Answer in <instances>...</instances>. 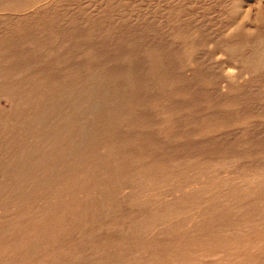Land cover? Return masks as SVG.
Segmentation results:
<instances>
[{"label": "rangeland", "instance_id": "obj_1", "mask_svg": "<svg viewBox=\"0 0 264 264\" xmlns=\"http://www.w3.org/2000/svg\"><path fill=\"white\" fill-rule=\"evenodd\" d=\"M105 71L138 77L136 125H113L123 152L88 179L46 126L98 117L90 94L2 116L13 80ZM263 98L264 0H0V264H264ZM76 177L113 192H76Z\"/></svg>", "mask_w": 264, "mask_h": 264}, {"label": "bare ground", "instance_id": "obj_2", "mask_svg": "<svg viewBox=\"0 0 264 264\" xmlns=\"http://www.w3.org/2000/svg\"><path fill=\"white\" fill-rule=\"evenodd\" d=\"M24 1V0H23ZM239 1V0H238ZM251 21V20H250ZM253 44V43H251ZM3 48V46H2ZM5 50V49H4ZM160 52V51H159ZM10 55V54H9ZM250 55V54H249ZM7 56V55H6ZM17 70V69H16ZM97 71V70H96ZM77 72V71H76ZM112 72V71H110ZM110 72H104V73H86V74H80V73H74L72 76H69V79H63L60 84H50L48 82H40L38 87L31 88V86L28 85V83L23 82H17L18 80H13L11 83H9V86H7V89H5V96H11L15 101V106H13V109L9 111V114H3V118L8 120L9 123H13L12 121L16 118V116L19 114L24 116L26 115V112L29 108L32 107V103L35 96L41 95L46 97H51L53 94H56V96H59V100L62 101L61 110H67L70 109H77L76 103L81 99L83 96H87V94H90L89 97V104L84 107L85 110L91 109L95 111H100L101 113L98 115V117H88V121L84 120L81 121L79 118H74L73 120H70L69 117L63 118V121L60 124L55 125L54 127H50L49 125H52L54 121L48 122L47 128L51 129V132L55 134H65L69 135L71 138V143L73 145V148H71V162L75 165V171L77 173V177H81V179H88L89 174L92 173L95 169H98L99 167H108L110 163H115L116 158H118L119 155L123 152L119 146L120 141L122 138H115L114 136H111V133L113 132L112 129L114 128L113 125H121L122 127L130 128L132 126L135 127V122L132 119V112L133 110L130 108V105H132V99L124 97V93L127 91L128 88L135 89L137 86V81L139 80L137 76H133V74L129 73H110ZM29 76V75H28ZM47 77V76H46ZM53 77V76H52ZM67 78V77H66ZM76 79L75 81L70 80ZM32 79V78H31ZM30 81V80H29ZM60 81V80H59ZM251 82V81H250ZM252 83V82H251ZM52 85V86H50ZM254 85V84H253ZM21 86V90H17L15 92V88L18 89V87ZM248 87V85H247ZM6 88V87H5ZM37 89L36 95L34 92ZM247 89V88H246ZM254 89V88H253ZM87 93V94H86ZM253 97V95L251 96ZM255 97V96H254ZM264 99V98H263ZM72 100H74L72 102ZM255 100V99H254ZM40 101V100H39ZM51 101V100H50ZM76 101V102H75ZM260 101V100H259ZM249 102V101H248ZM40 103V102H39ZM51 103V102H50ZM251 103V101H250ZM34 104V103H33ZM41 104V103H40ZM36 105V104H35ZM34 105V106H35ZM52 105V104H51ZM250 105V104H249ZM6 110V109H5ZM246 110V109H245ZM53 111V110H52ZM251 111V110H250ZM48 112V111H47ZM264 112V111H263ZM87 113V112H86ZM89 114V113H88ZM249 113L248 115H250ZM78 115V114H76ZM92 115V114H91ZM47 117V116H46ZM59 117V116H58ZM3 119V120H4ZM21 119V118H20ZM55 119V118H54ZM52 119V120H54ZM87 119V118H86ZM18 120V119H17ZM45 120V119H44ZM50 120V119H49ZM48 121V120H47ZM57 123V122H56ZM218 123V122H217ZM4 124V122H3ZM46 124V123H45ZM78 127H72L74 125H77ZM71 126V127H70ZM50 127V128H49ZM250 130V129H249ZM43 133V132H42ZM94 133H104L105 135L101 136V139L95 143L93 142V138L90 141V146L87 145L84 141V136L89 134V137H94ZM253 133V132H252ZM142 135V134H141ZM251 135V134H250ZM255 135V134H254ZM63 136V135H62ZM252 136V135H251ZM254 137V136H253ZM253 139V138H251ZM50 140V139H49ZM63 140V139H62ZM69 140V139H68ZM55 141V140H54ZM61 141V140H60ZM248 141V140H247ZM250 142V141H249ZM262 142V141H261ZM70 142H68L69 144ZM65 144V143H64ZM67 144V145H68ZM63 145V143H62ZM83 145H85L87 148H91L90 153L86 154L83 148ZM25 146V145H24ZM49 147V146H48ZM52 147V146H51ZM124 148V147H122ZM138 148V147H137ZM25 149V148H24ZM23 149V150H24ZM87 150V149H86ZM228 150V149H227ZM136 151V150H135ZM147 151V150H146ZM150 151V150H149ZM26 152V151H25ZM138 152V150H137ZM228 152V151H227ZM15 153V152H14ZM70 153V152H69ZM229 153V152H228ZM28 154V153H27ZM30 154V153H29ZM28 154V155H29ZM5 156V155H4ZM15 156V155H14ZM23 156V155H21ZM51 156V155H50ZM161 156V155H160ZM182 156V155H181ZM68 157V156H67ZM22 158V157H21ZM73 158V159H72ZM113 158L109 161V159ZM120 158V157H119ZM198 158V157H197ZM70 159V158H69ZM124 159V158H123ZM50 160V159H49ZM52 160V159H51ZM57 160V159H55ZM63 160V159H62ZM120 160V159H119ZM146 160V159H145ZM21 161V160H20ZM18 162V161H17ZM54 162V161H52ZM58 162V161H57ZM110 162V163H109ZM59 163V162H58ZM135 163V161H134ZM4 164V163H3ZM79 164V166H78ZM59 165V164H58ZM66 165V164H65ZM64 165V166H65ZM71 165V164H70ZM116 165V164H115ZM155 165V164H154ZM7 169H11L10 164L8 165ZM20 166V165H19ZM18 166V167H19ZM57 166V165H56ZM81 166V167H80ZM16 167V166H15ZM14 167V168H15ZM24 167V166H23ZM55 167V166H54ZM63 167V166H62ZM61 167V168H62ZM17 168V167H16ZM100 169V168H99ZM118 169V168H117ZM116 169V171H117ZM143 166L140 165L138 168H136V171L138 173L137 177L131 178V176L122 175V180L124 184H121L119 188L121 192H124L126 195L127 192L124 190L125 188L130 187V182L127 183L129 180H138L137 183H139L141 180L140 178H143L144 174ZM119 170V169H118ZM132 170V169H131ZM155 170V169H154ZM18 171V170H17ZM115 171V172H116ZM126 171V170H125ZM141 171V172H140ZM102 172V170H101ZM1 173H2V167H1ZM0 173V175H1ZM19 173V172H18ZM69 173V172H68ZM124 173V172H123ZM162 173V171H161ZM4 174V171H3ZM71 174V170H70ZM74 174V173H73ZM117 174V173H116ZM251 174V173H250ZM68 175V174H67ZM98 175V174H97ZM146 175V174H145ZM149 176V175H148ZM76 177V183L77 189L76 192L84 193L87 190L89 192L96 194V196L99 197V201L101 199L105 198V195H108L114 188L111 187L110 184H106L104 186H100L97 191L94 189H90V186L84 185V182H78L79 180ZM102 177V176H101ZM108 177V176H107ZM106 177V179H107ZM119 177V176H118ZM117 177V178H118ZM130 177V178H128ZM19 178V177H18ZM252 178V177H251ZM250 178H247L249 180ZM52 180V179H51ZM64 180V179H63ZM92 180V179H91ZM116 180V179H115ZM132 180V181H133ZM151 180V179H150ZM149 180V181H150ZM48 181V180H47ZM46 181V182H47ZM73 181V180H72ZM82 181V180H81ZM95 181V180H94ZM154 181V180H153ZM152 181V182H153ZM67 182V181H66ZM71 182V181H70ZM228 182V181H227ZM2 183V182H1ZM141 183V182H140ZM150 183V182H149ZM224 183V182H223ZM146 184V183H144ZM151 184V183H150ZM234 184V183H233ZM243 184V183H242ZM67 186V185H66ZM215 186V185H214ZM223 186V185H222ZM1 187V186H0ZM94 187H96L94 185ZM216 187V186H215ZM6 188V187H5ZM48 189V188H47ZM198 189V188H197ZM54 190V189H53ZM81 190V191H80ZM179 190V189H178ZM217 190V189H216ZM260 188V192H261ZM99 192V194H98ZM113 192V191H112ZM107 193V194H106ZM119 193V192H118ZM113 195V194H112ZM122 195V194H121ZM146 196V195H145ZM126 198V197H125ZM87 199V198H86ZM124 198H122L123 200ZM191 200V199H190ZM84 201V200H83ZM88 201V200H87ZM198 202V200L196 199ZM82 202V201H81ZM208 202V201H207ZM88 203V202H87ZM86 203V206H87ZM103 203V202H102ZM105 203V202H104ZM85 205V204H84ZM91 205V204H90ZM205 205V204H204ZM92 206V205H91ZM104 206V205H103ZM142 206V205H141ZM85 207V206H84ZM88 207V206H87ZM93 208V207H92ZM133 208V207H132ZM89 209V208H88ZM158 209V208H157ZM146 210V209H145ZM136 212V211H135ZM140 212V211H139ZM108 213V212H107ZM162 213V212H161ZM194 213V212H193ZM161 215V214H160ZM162 216V215H161ZM127 217V216H126ZM129 217V216H128ZM142 217V216H141ZM104 218V217H103ZM105 219V218H104ZM119 219V218H118ZM125 219V218H124ZM123 219V220H124ZM95 220V219H94ZM121 221V220H120ZM123 222V221H122ZM114 223V222H113ZM121 224V223H120ZM124 224V222H123ZM128 224V223H126ZM141 225V224H140ZM83 250V249H82ZM81 253V252H80ZM87 257V256H86ZM79 259V258H78ZM83 260H80L79 264H83ZM85 264V263H84Z\"/></svg>", "mask_w": 264, "mask_h": 264}]
</instances>
